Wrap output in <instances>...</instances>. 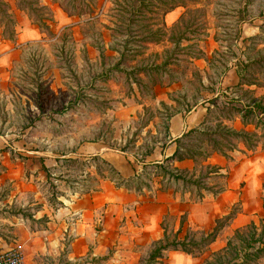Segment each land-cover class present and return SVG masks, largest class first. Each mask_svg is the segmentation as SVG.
I'll return each instance as SVG.
<instances>
[{
  "label": "rangeland",
  "instance_id": "374dc122",
  "mask_svg": "<svg viewBox=\"0 0 264 264\" xmlns=\"http://www.w3.org/2000/svg\"><path fill=\"white\" fill-rule=\"evenodd\" d=\"M0 1L8 4L0 6L6 12L0 10V214L5 211L3 215L30 218L35 228L46 221L45 217L37 222L31 217V209L40 204H30L40 199L55 206L57 196L84 200L99 199L102 191L113 195L112 186L138 192L148 189L159 176L164 186L171 182L170 186L181 190V182L149 165L166 149L169 120L177 113L190 111L189 128L254 130L252 125L243 127L235 112L227 113L222 106L231 99L240 101H232L228 107L255 100L264 103V0H184V5L165 15L163 10L172 0H155V7L143 9L132 29L146 33L162 27L160 42L131 43L119 65H115L116 50L121 49L125 35L114 30L123 11L115 0ZM63 7L75 14L68 15ZM41 17L46 26L40 25ZM179 36L183 39L176 47L174 40ZM258 59L261 62L246 73L254 84L227 90L238 81L237 64ZM140 66L148 69L139 71ZM218 93V98L208 100ZM258 117L264 119L262 114ZM255 133L261 144L257 153L264 154V125ZM182 141L197 144L196 136ZM223 143L228 155L223 166L216 153L209 162L211 156L193 161L189 168L170 164L189 171L197 164L194 177L204 176L202 186L216 191L215 195L200 191L211 202L221 200L218 191L228 194L231 168L257 154L241 144L229 150L231 142ZM100 149L97 155L122 177L135 178L129 187L118 183L117 175L100 159H93L96 154L90 155ZM208 164L221 168L205 177ZM132 169L137 170L134 176ZM244 187L245 181H239L234 189L241 192ZM261 187L259 184L251 201L252 208L258 198L262 200ZM187 194L193 199L195 190L191 188ZM10 201L13 204L7 207ZM222 208L235 212L237 220L222 229L215 245H221L238 224L249 220L258 224L264 216L263 208L255 216L251 212L238 216L240 199L224 202ZM170 214L163 218L168 228L177 221L174 212ZM216 218L219 216L190 225L208 230ZM125 222V218L120 221V232H127L130 222L138 224L134 217ZM100 229L99 222L92 226L93 232ZM71 240L72 236L65 238V248ZM117 241L103 258L116 252L110 263L140 264L153 239L143 244L120 237ZM88 259L84 256L75 264ZM192 261L172 251L160 264ZM40 262L46 264V260Z\"/></svg>",
  "mask_w": 264,
  "mask_h": 264
},
{
  "label": "crops",
  "instance_id": "0c3cea01",
  "mask_svg": "<svg viewBox=\"0 0 264 264\" xmlns=\"http://www.w3.org/2000/svg\"><path fill=\"white\" fill-rule=\"evenodd\" d=\"M190 123V111L185 115L182 113L174 114L170 118L167 147L160 157L153 160L152 163H163V160L173 153L175 139L186 132L185 130L190 127ZM260 146L261 144L257 147ZM101 151L102 149L96 150L90 155L99 154ZM250 152L257 153V148ZM213 156L206 162H209ZM222 157L218 159L221 166L226 162V159L223 157V161ZM192 163L193 161L190 159L175 161L176 166L180 168H189ZM136 171V169H132L131 175L134 176ZM263 175L264 154L257 153L255 158L241 160L231 168L228 177V194H223L221 191L219 193L221 200L217 202H211L208 196L202 202H193L192 199H189L187 192L191 193V188L195 190L194 187H182L181 190H178L173 185H169L171 182L164 186L162 176L154 177L149 183L148 189L142 188L138 192L112 186L113 195L109 191L107 193L102 191L101 198L90 197L84 200L78 198L67 200L57 196L55 206H49L45 199H40L38 202L30 204V206L40 204L38 209H31V217L36 222L45 217L44 226L32 228L30 218L22 216L17 218L8 213L3 215L5 211L0 214V252L18 242L22 245L25 255L24 264H45L40 262L41 259L46 260V264H75L84 256L89 258L84 264H112L110 262L114 259L116 252L107 258L103 257L106 251L108 252L112 246L119 243L118 237L131 242L135 240L138 244L139 242L142 244L145 241L148 242L150 239H158L163 232L160 225L161 221L165 216L171 215L172 212L177 216V221L172 223L175 229L178 226L180 216L183 214L187 217L186 223L188 225H200L203 219L225 215L228 209L223 212V209L225 210L222 208L224 202L228 201L232 204L238 199L242 202V212H238V216L245 212H251L254 216L257 215L256 212L262 209V200L260 198L255 199L257 203L254 208L251 206V201L257 195ZM239 181H245V187L241 192L234 189ZM124 189L125 193H123ZM123 194H126L124 195L125 198H118ZM12 204L13 202L10 201L7 207ZM130 216L131 218L134 217L138 224L130 222ZM124 218L126 219L125 223L130 222V225L127 232H120L122 230V227L119 226L120 221ZM236 220L237 216H233L230 223ZM96 222L100 223L101 229L93 232L92 226ZM246 223L245 225L238 224L236 228L246 226ZM70 236H72V240L65 248L64 240ZM117 251L119 252V250ZM170 252L172 251L168 253ZM183 254L191 258L193 264L194 261L195 264L199 263V258ZM38 258H40L39 261L36 260Z\"/></svg>",
  "mask_w": 264,
  "mask_h": 264
},
{
  "label": "trees",
  "instance_id": "16d2710c",
  "mask_svg": "<svg viewBox=\"0 0 264 264\" xmlns=\"http://www.w3.org/2000/svg\"><path fill=\"white\" fill-rule=\"evenodd\" d=\"M124 1V3L122 2ZM115 0L116 4L120 6L122 18L116 24L114 29L116 32L124 34L125 37L122 39L121 49H117L118 60L115 63L121 64L125 58L126 53L131 43L146 41L149 43L160 42L161 28L150 29L146 33H140L132 29V25L139 20L143 9H150L155 7V0ZM8 6L7 3L0 1V6ZM184 5V0H172L171 5L163 10L164 15L172 10L174 7ZM68 15L75 14L63 7ZM1 12L6 13L3 9ZM124 12H127L126 16ZM40 21V25L46 26L45 19ZM124 18V19H123ZM39 22V20H38ZM163 28H166L164 22H162ZM38 25V26H40ZM175 25V24H174ZM14 32V30H12ZM183 37L179 36L175 38L174 44L179 47L180 41ZM261 59L247 62H240L237 64V75L238 81L235 85L228 86L229 88H242L244 85L250 86L254 82L250 77L247 76V69L252 65L259 64ZM168 63V62H167ZM165 65L163 62L161 65ZM155 68H158L157 66ZM147 67H137L139 71L147 70ZM216 96L208 99L209 101L218 98ZM238 102L240 99L231 101H225L223 104V110L228 109L227 113L234 111L235 117L240 119L242 126L247 125L253 126V131L244 129L235 130L232 128H198L192 127L184 132L180 137L175 139L176 147L171 155L163 160V163H151L149 165L159 169L163 174H166L169 179H173L175 182H181L183 188L194 187L195 196L193 202H201L205 195L201 193V190L206 188L202 186L201 179L204 177L198 175L194 177V171L197 168V164L192 168L191 171L187 169H179L178 167L172 166L175 161H181L184 159H190L197 163L198 161H206L213 153L228 158V155L224 148L226 145L223 141L231 142L229 150H233L236 145L241 144L246 151H254L258 146L257 135L255 133L259 126L264 125L263 117H258V114L264 116V103L261 100H255L252 103L247 102L240 104L239 107L231 105L230 102ZM240 103V102H239ZM239 105V104H238ZM196 136L197 144L188 143L184 144L183 139ZM233 140V141H232ZM233 142V143H232ZM195 145V146H193ZM93 159H100L106 166L110 168L113 173L117 175L118 183L129 187L130 182L135 178H124L120 173L114 169L112 164L107 160L103 159L99 155H93ZM221 167L215 165H207L208 171L206 176H209L212 172H217ZM194 170V171H193ZM190 172V174H188ZM262 190V208L264 209V182L261 184ZM136 188V187H135ZM211 195H215L216 191L206 189ZM221 191H218L220 193ZM235 212L229 211L225 215L216 218L214 225L211 229H195V226L188 225L186 223V215L183 214L178 220V226L175 229L174 224L168 228L165 222L162 220L160 225L163 229L162 236L152 241L150 248L146 256L141 260L140 264H160L163 262L166 254L169 251H181L191 257L199 258L198 264H262L264 261V216L259 217L258 224L255 221H250L246 226L235 228L230 236L221 245H215L218 236L222 229L229 225L230 220L233 218ZM165 219V218H164Z\"/></svg>",
  "mask_w": 264,
  "mask_h": 264
},
{
  "label": "built area",
  "instance_id": "2783aa9c",
  "mask_svg": "<svg viewBox=\"0 0 264 264\" xmlns=\"http://www.w3.org/2000/svg\"><path fill=\"white\" fill-rule=\"evenodd\" d=\"M25 255L21 244L0 252V264H24Z\"/></svg>",
  "mask_w": 264,
  "mask_h": 264
}]
</instances>
